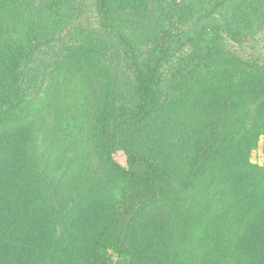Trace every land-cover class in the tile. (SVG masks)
I'll use <instances>...</instances> for the list:
<instances>
[{"label":"trees","instance_id":"obj_1","mask_svg":"<svg viewBox=\"0 0 264 264\" xmlns=\"http://www.w3.org/2000/svg\"><path fill=\"white\" fill-rule=\"evenodd\" d=\"M146 1L98 0L97 12L110 27L109 13ZM230 2L213 0L206 13H220L227 37L242 46L240 24L250 23L261 6L253 12L247 3L245 12L239 8L231 16L219 11ZM1 5L10 12L0 13V264H181L174 251L169 255L136 235L143 211L163 198L174 206L186 204L181 217L188 232L205 215L215 221L213 230L210 222L197 228L200 247H186V264H264V167L249 159L264 135V60L228 62L216 75L194 139L174 144L168 162L145 151L126 153L124 166L112 162L117 151H125L121 128L140 126L163 107L158 73L171 37L165 27L150 61L128 57L134 92L128 101L101 99L92 78L84 80L94 151L120 180L119 195L108 209L91 208L84 197L75 200L66 190L64 171L51 169L39 144V118L30 121L26 114L37 85L30 64L41 42L60 29L62 2L7 0ZM167 15L174 16L171 10ZM109 29L132 52V38L116 26ZM191 187H197V206L185 194Z\"/></svg>","mask_w":264,"mask_h":264},{"label":"rangeland","instance_id":"obj_2","mask_svg":"<svg viewBox=\"0 0 264 264\" xmlns=\"http://www.w3.org/2000/svg\"><path fill=\"white\" fill-rule=\"evenodd\" d=\"M6 1L0 0V13L7 16L10 11L1 5ZM97 1L61 0L60 29L41 42L30 64L37 85L26 114L30 121L39 118L41 151L49 158L54 172L64 171L66 190L73 199L84 197L91 208L92 204H98L108 209L110 199L119 195L120 180L111 164L94 151L95 130L85 100L89 89L83 87V81L92 78L101 99L128 101L134 94L133 65L128 57L150 61L159 46L160 27H165L171 37L158 73L163 107L140 126L121 128L125 151H117L112 162L114 166H124L126 153L144 151L168 162L170 149H176L174 144L181 147L187 138L190 142L194 139L205 116L206 99L216 84V75L229 67L228 62L264 60V0H232L226 8H219L231 16L239 8L245 12L250 6L247 3L253 12L261 6L250 23L240 24L245 41L242 46L227 37L217 18L220 13H206L213 0H147L142 5L116 8L109 13L110 27L100 18ZM168 10L174 16H168ZM114 26L132 38V52L110 31ZM183 120L187 124H182ZM249 159L264 167V135ZM185 172L180 173L183 179ZM196 188H187L185 192L193 206L199 202L193 193ZM185 205L174 206L163 198L143 211L136 224L139 241L150 240L169 255L174 251L176 257H181V264H186V247L193 244L200 247L198 229L202 222H210L211 230L215 227L212 217L205 215L188 232L181 217Z\"/></svg>","mask_w":264,"mask_h":264}]
</instances>
